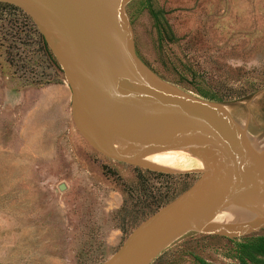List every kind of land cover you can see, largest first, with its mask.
<instances>
[{"label": "rangeland", "instance_id": "obj_1", "mask_svg": "<svg viewBox=\"0 0 264 264\" xmlns=\"http://www.w3.org/2000/svg\"><path fill=\"white\" fill-rule=\"evenodd\" d=\"M147 3L170 28L161 39ZM125 10L142 63L221 103L246 142L264 151V0H131ZM36 36L0 4V264H97L200 171L161 172L92 148L73 123L63 74ZM240 209L222 218H257L252 207ZM258 233L264 226L245 235ZM230 247L226 237L187 232L149 264H197L193 255L233 264Z\"/></svg>", "mask_w": 264, "mask_h": 264}, {"label": "water", "instance_id": "obj_2", "mask_svg": "<svg viewBox=\"0 0 264 264\" xmlns=\"http://www.w3.org/2000/svg\"><path fill=\"white\" fill-rule=\"evenodd\" d=\"M0 1L17 6L36 24L70 90L73 123L92 148L161 172L200 171L192 185L139 222L97 264H149L187 232L234 238L264 226V161L253 162L252 147L221 103L161 79L137 57L125 10L131 0H112L109 35L79 11L78 0ZM91 47L102 58L100 69L92 64ZM161 148L185 151L202 167L179 170L140 162ZM234 205L252 207L257 218L224 220L222 211Z\"/></svg>", "mask_w": 264, "mask_h": 264}, {"label": "bare ground", "instance_id": "obj_3", "mask_svg": "<svg viewBox=\"0 0 264 264\" xmlns=\"http://www.w3.org/2000/svg\"><path fill=\"white\" fill-rule=\"evenodd\" d=\"M111 2L112 0H78L76 2V5L79 11L82 12V14L86 18H88L90 22L93 23L94 26H96L98 29H102V31L107 30V34L109 35L106 19ZM108 35H107V39L109 37ZM90 55H91L92 64L94 63L95 67L100 69V65H101L100 60L102 58L94 47L90 48ZM246 121H244V123ZM241 123L242 122H240V124ZM252 150L254 151V153L252 152L253 162L258 164L261 163L262 160L264 161V151L257 150L255 148L254 149L252 148ZM140 162L146 165H153L163 168H174L179 170H188V169L198 170L202 167V162L198 158L190 156L187 152L176 148H161L160 151L158 152L144 155ZM243 192L246 194L245 190ZM240 208L235 207L234 205L222 211L221 214L225 216L230 211V209H234L232 210V212L234 211V213L236 214L235 210H241ZM231 214L232 213H228L226 217L231 216Z\"/></svg>", "mask_w": 264, "mask_h": 264}, {"label": "trees", "instance_id": "obj_4", "mask_svg": "<svg viewBox=\"0 0 264 264\" xmlns=\"http://www.w3.org/2000/svg\"><path fill=\"white\" fill-rule=\"evenodd\" d=\"M0 4L6 7L7 10L12 12L13 14L17 12L19 16L25 18L28 21L33 30L36 31L37 42L40 44L43 52L46 54L47 58L51 60V63L55 67V69H57L59 72H62L51 51L49 50L46 42L44 41L41 33L37 28H35V23L32 21L29 15L12 4L1 1ZM142 7L147 9L154 26L157 27V33L160 39L162 31H164L165 33H170V28L165 22L164 17L162 16L161 9H153L149 6L148 3ZM14 34L15 33H13V35ZM228 241L231 244V247L229 248V252L226 253V256L234 261L233 264H264V234H249L240 237L239 241H235L234 238H230L228 239ZM192 257L197 264H209L197 255H193Z\"/></svg>", "mask_w": 264, "mask_h": 264}, {"label": "crops", "instance_id": "obj_5", "mask_svg": "<svg viewBox=\"0 0 264 264\" xmlns=\"http://www.w3.org/2000/svg\"><path fill=\"white\" fill-rule=\"evenodd\" d=\"M258 234H264V233H258ZM244 236V235H243ZM226 238H228V237H226ZM228 239H230V238H228ZM234 239H237V237H234ZM240 239V238H239Z\"/></svg>", "mask_w": 264, "mask_h": 264}]
</instances>
